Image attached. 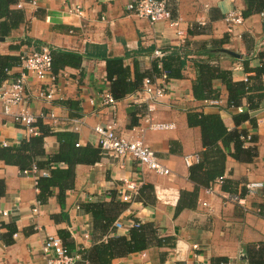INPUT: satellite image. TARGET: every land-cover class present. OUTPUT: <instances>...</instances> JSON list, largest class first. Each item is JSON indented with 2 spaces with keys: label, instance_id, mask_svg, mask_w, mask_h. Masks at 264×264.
I'll use <instances>...</instances> for the list:
<instances>
[{
  "label": "crops",
  "instance_id": "1",
  "mask_svg": "<svg viewBox=\"0 0 264 264\" xmlns=\"http://www.w3.org/2000/svg\"><path fill=\"white\" fill-rule=\"evenodd\" d=\"M29 1L16 0L8 7V18H0V56L20 57L55 48L78 53L83 59L79 68L66 67L54 75V80L28 77L25 98L14 110L27 108L35 115L52 113L55 122L46 120L44 124L54 132L75 133L81 147H98L93 127L112 124L117 136L139 139L149 146L171 175L139 171L130 159L100 154L95 164L75 167L74 186L66 193L61 209L57 189L46 204L38 202V173L25 174L0 160V182L4 185L0 197V264H46L41 255L42 242L48 235L59 238L61 230L70 234L75 252L106 241L109 235L102 231L101 222L94 223L92 213L84 209L92 203H101L104 216L120 223L117 235L127 236L133 224L140 223L151 225L155 236L165 243L114 259L112 264H249V248H264V218L257 213L264 208V90L250 92L241 99L238 107L244 108L251 121L236 125L234 117L239 113L229 103L221 81L211 82L219 92L218 99L197 100L192 89L200 77V65L228 71L233 82L259 85L253 70L260 65L259 56H264L260 13L243 17V23L230 32L225 17L233 9L242 13L246 0H180L169 20L153 24L126 10L130 0H36L35 7ZM76 6L81 15L70 12ZM171 20L179 22L183 39L176 34ZM222 49L236 52L242 59L220 53ZM157 50L163 54L166 50L178 52L179 60L167 66L182 77L169 80L167 96L152 111L146 95L139 92L141 88L116 101L113 107L102 103V96L110 93L106 60L121 58L131 79L136 70L146 73V77H157L152 72L154 63L162 67V60L153 57ZM21 72L19 65L13 66L7 72L8 79ZM52 86L59 89L60 95L43 99L40 94ZM210 101H217V105L208 104ZM250 105L256 107L251 109ZM196 113L219 116L229 131H245L251 137L245 147H255L257 156L251 163L228 156L224 178L232 183L233 191H223L220 185H213L211 192L207 191L209 187L199 188L195 206L178 212L181 194L192 193L196 187L188 179L189 167L184 159H193L204 150L200 128L189 125L190 115ZM150 123L172 128L153 130ZM29 137L12 117L3 114L0 103V148L18 147ZM42 149V155H35L36 161L44 162L57 154L60 144L56 137L48 136ZM60 166L65 167L51 164L52 169ZM39 171L50 175L47 169ZM128 182L135 183L138 193L130 202H123L118 192ZM250 183L262 186L249 192L246 185ZM123 204L126 207L121 209ZM10 228L15 229L12 235ZM193 245L198 249L194 250Z\"/></svg>",
  "mask_w": 264,
  "mask_h": 264
},
{
  "label": "trees",
  "instance_id": "2",
  "mask_svg": "<svg viewBox=\"0 0 264 264\" xmlns=\"http://www.w3.org/2000/svg\"><path fill=\"white\" fill-rule=\"evenodd\" d=\"M16 0H0V18H8V7L15 4ZM246 7L242 11V16L247 18L254 13L261 12L264 9V0H246ZM3 11V12H2ZM51 70L54 75L66 67L77 69L81 66L83 56L70 51L50 48ZM181 56L178 52L164 51L162 60V69L167 72V80L179 79L182 77L179 71L172 72L169 69L170 61L178 59ZM166 58V59H165ZM168 60V61H167ZM260 65L253 71L254 79L259 81V85H249L243 82H233L228 71L200 65V77L193 86V94L197 100L218 99L219 92L211 87L212 80H219L225 86L228 92V101L232 106L238 107L241 99L250 92L264 90V82L261 76H264V56H259ZM166 66L164 62H166ZM247 68L248 62L243 61ZM19 64V56L5 55L0 56V84L8 79L7 72L15 65ZM168 65V66H167ZM158 63H154L152 72L159 75ZM106 81L110 84V94L114 100H122L127 95L138 91L141 88L142 80L147 76L146 73L135 71L133 79L130 78V70L124 66L120 58L108 59L105 63ZM256 105H250L254 109ZM249 120L247 113H239L234 117L236 125ZM189 125L197 126L201 131V139L204 150L198 154L199 159L191 165L188 170V179L194 183L195 190L192 193L181 194L177 211L192 209L196 204L197 191L199 188L211 187L219 178H224L225 162L228 156L242 163H251L257 156L255 147H245L247 133L243 130L229 131L223 125L219 116L196 113L190 115ZM35 126L38 128V135H33L20 143L18 147L0 148V160L6 165L19 167L21 171L29 170L33 165L38 170H49L47 177L38 176L36 188L38 190L37 200L43 205L53 195V190L57 189V201L61 209L65 207L66 193L73 189L75 178V167L77 165H92L100 159L99 147H81L78 145L77 136L73 132H54L50 126L38 120ZM48 136L56 137L60 144L57 154L51 155L44 162L35 160V155H42V145L44 139ZM230 148L232 150L230 151ZM57 163L64 165L62 168H51V164ZM232 183L224 178L221 189L226 192H232ZM141 189L139 190V194ZM4 194V185L0 182V197ZM183 197L186 202H183ZM185 201V200H184ZM101 203H92L84 206V209L92 213L94 223L101 222V227L109 235L106 241L92 246L89 249H81L75 252V245L71 240L70 234L63 230L59 231V238L70 253L80 255V260L76 264H112L117 258H125L131 254L147 250L150 246H164L162 239L155 236L156 230L151 225H142L138 223L137 227H132L127 236H120L115 233L112 227L115 218L107 219L100 209ZM126 207L125 204L121 206ZM15 232L14 228L9 229V234ZM112 234V235H111ZM166 241V239H164ZM249 264H264V248L253 245L248 250Z\"/></svg>",
  "mask_w": 264,
  "mask_h": 264
},
{
  "label": "built area",
  "instance_id": "3",
  "mask_svg": "<svg viewBox=\"0 0 264 264\" xmlns=\"http://www.w3.org/2000/svg\"><path fill=\"white\" fill-rule=\"evenodd\" d=\"M180 0H130L126 5V10L133 16L146 19L149 23L153 24L163 20H169L173 8L178 4ZM29 3L35 7L37 6L36 0H31ZM18 7H21L19 4ZM72 14L81 15V11L78 6L70 10ZM260 19L262 26L264 27V9L260 12ZM225 22L228 25V30L233 31L236 26L243 23V16L241 11L237 9L231 10L225 17ZM179 22L171 20V26L176 27V34L180 38L183 37V32L178 29ZM164 54L157 50L154 52L153 57L161 60ZM22 72L20 75L6 79L0 84V103L2 104L3 114L5 116L12 117L14 122L19 124L28 135H38V128L35 126L38 120L46 121L50 120L55 122V117L52 113H41L35 115L27 108H21L14 110L20 105L24 98V92L28 77L35 78L40 81H45L48 78L54 80V74L51 70V55L48 49H42L40 51H31L24 53L19 57L18 64ZM160 70L159 76L145 77L142 80L140 93L146 95L148 102V109L152 111L154 105L160 102L168 94L169 80H167V72H165L161 63L158 64ZM244 82H248L245 78ZM60 95L59 89L54 86L50 87L47 92L41 93L40 96L46 100H52ZM92 102V101H90ZM102 103L113 107L116 104V100L113 99L110 93H105L102 96ZM208 104L217 105V101H210ZM238 113H243V107H236ZM149 128L153 130H163L172 128V125H166L161 123L149 124ZM93 132L96 137V142L100 148V154L108 157H117L119 159H130L135 162V166L139 171H148L158 176L171 175L170 169L163 165L155 155V152L147 146L142 140L129 139L123 136H117L112 124L96 125L93 127ZM247 140L250 137H246ZM198 155H195L192 159L191 156L185 157V164L190 167L193 162H197ZM23 173H33L38 176L47 177V171H39L35 165L31 169L23 171ZM224 178H219L213 185H220L223 183ZM212 185V186H213ZM212 186L207 189L211 192ZM261 184H247V191L251 192L260 188ZM138 187L133 182H128L124 185V188L118 192V197L123 202H130L132 196L137 195ZM236 200L235 198H233ZM205 205V203L203 204ZM37 212V209H33ZM257 213L264 218L263 210H258ZM6 215V213H3ZM138 224H133V227H137ZM112 227L114 230L121 228L119 222H114ZM13 236H16L14 234ZM194 250L198 249L197 245H193ZM41 255L45 259L46 264H76L80 260V255L77 253H70L64 246L62 240L55 236H46L42 242Z\"/></svg>",
  "mask_w": 264,
  "mask_h": 264
},
{
  "label": "water",
  "instance_id": "4",
  "mask_svg": "<svg viewBox=\"0 0 264 264\" xmlns=\"http://www.w3.org/2000/svg\"><path fill=\"white\" fill-rule=\"evenodd\" d=\"M220 53H223L225 55H228L229 57H232V58H236V59H242V56L239 55L238 53L236 52H233V51H230V50H226V49H222L219 51Z\"/></svg>",
  "mask_w": 264,
  "mask_h": 264
}]
</instances>
